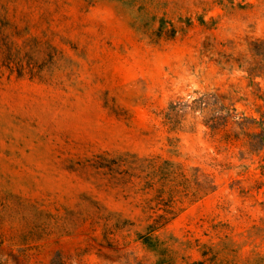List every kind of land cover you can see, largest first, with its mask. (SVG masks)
<instances>
[{
  "label": "rangeland",
  "instance_id": "obj_1",
  "mask_svg": "<svg viewBox=\"0 0 264 264\" xmlns=\"http://www.w3.org/2000/svg\"><path fill=\"white\" fill-rule=\"evenodd\" d=\"M261 259L264 0H0V264Z\"/></svg>",
  "mask_w": 264,
  "mask_h": 264
},
{
  "label": "trees",
  "instance_id": "obj_2",
  "mask_svg": "<svg viewBox=\"0 0 264 264\" xmlns=\"http://www.w3.org/2000/svg\"><path fill=\"white\" fill-rule=\"evenodd\" d=\"M211 128H212V129H215L216 127L212 126ZM155 229H156L155 226H150V227H149V231H150L151 233L154 232ZM258 264H264V259H261V260L259 261Z\"/></svg>",
  "mask_w": 264,
  "mask_h": 264
}]
</instances>
